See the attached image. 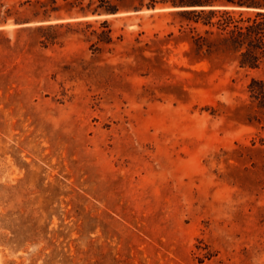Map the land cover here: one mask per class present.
Masks as SVG:
<instances>
[{"label":"rangeland","instance_id":"1","mask_svg":"<svg viewBox=\"0 0 264 264\" xmlns=\"http://www.w3.org/2000/svg\"><path fill=\"white\" fill-rule=\"evenodd\" d=\"M97 2L2 26L0 264H264V54Z\"/></svg>","mask_w":264,"mask_h":264},{"label":"trees","instance_id":"2","mask_svg":"<svg viewBox=\"0 0 264 264\" xmlns=\"http://www.w3.org/2000/svg\"><path fill=\"white\" fill-rule=\"evenodd\" d=\"M31 2L26 0L22 4ZM35 3L40 10L33 17L11 15L9 8L0 10V33L5 31L2 26L9 22L18 27L33 26L35 29L53 28L63 23L48 22L53 18V13L59 11L57 0H35ZM157 8H166L168 14L178 16L180 26L184 25L190 32L198 33L202 26L207 27V32L214 27L218 43L239 52L238 64L241 67H256L264 54V0H132L125 7L112 5L107 0H98L94 5L79 7L77 13L99 15L116 13L121 9L139 11ZM245 13L249 14L246 18L243 17ZM31 22L34 24L31 25ZM101 24L107 26L108 21L104 19ZM108 38L111 39L110 34Z\"/></svg>","mask_w":264,"mask_h":264},{"label":"bare ground","instance_id":"3","mask_svg":"<svg viewBox=\"0 0 264 264\" xmlns=\"http://www.w3.org/2000/svg\"><path fill=\"white\" fill-rule=\"evenodd\" d=\"M9 25H6L5 27H8Z\"/></svg>","mask_w":264,"mask_h":264}]
</instances>
